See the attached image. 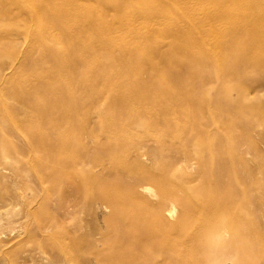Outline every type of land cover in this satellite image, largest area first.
<instances>
[{
  "label": "rangeland",
  "instance_id": "1",
  "mask_svg": "<svg viewBox=\"0 0 264 264\" xmlns=\"http://www.w3.org/2000/svg\"><path fill=\"white\" fill-rule=\"evenodd\" d=\"M258 15L264 25V0H0V264H99L104 235L137 230L128 216L141 209L113 200L135 180L150 207L170 188L192 208L168 203L138 221L142 234L157 222L169 229L159 226L158 239L171 259L234 257L223 247L237 224L210 219L206 199L241 209L250 243H264V37L244 27ZM240 56L253 58L240 70L262 66L236 80L221 65Z\"/></svg>",
  "mask_w": 264,
  "mask_h": 264
},
{
  "label": "bare ground",
  "instance_id": "2",
  "mask_svg": "<svg viewBox=\"0 0 264 264\" xmlns=\"http://www.w3.org/2000/svg\"><path fill=\"white\" fill-rule=\"evenodd\" d=\"M259 16V15H258ZM248 31L249 33L253 34V37H255V35H259L260 33L263 34V37H264V25H262V17L259 16L258 17V20L256 19V22L255 24H245L244 26ZM197 31H200L203 33V35L206 33V36H210L211 38H215V39H219V36H220V33H217L216 32V29H214L213 27H208L206 28L204 25L200 24L199 26L196 27ZM205 32V33H204ZM260 34V35H261ZM259 35V36H260ZM205 36V35H204ZM254 41V39H253ZM252 41V42H253ZM261 44V43H260ZM259 45V43H256L255 47H257ZM215 46L218 48V42L215 44ZM262 46H264V38H262ZM234 49H237V50H244V48L246 47L245 46V43H241V44H235V43H232V46ZM260 47V46H259ZM138 49H136L137 51ZM216 50V49H214ZM216 53L217 50L215 51ZM134 53V52H133ZM140 55V59L142 61H145V62H149L148 59L146 58V55L142 54L141 51L139 50V52L137 53ZM135 55V53H134ZM216 55V54H215ZM241 55V53H240ZM133 56V55H132ZM229 56V55H228ZM255 57V56H253ZM253 58H245V57H238V58H235L234 60L230 59V60H227L225 63L223 62V65H221V67L227 71V75L229 77H232L236 80H241L247 76H249V71H253L255 70L258 66H262V65H243L244 66V72L239 75V73H241V70L239 69V66H242V65H237V63L239 61H242L244 63H248L249 61H251ZM255 59H258L260 60V57L257 56L255 57ZM264 59V58H262ZM152 60V59H151ZM241 62V63H242ZM140 63V61H139ZM144 63V62H143ZM259 63V62H258ZM142 64V63H141ZM252 64V63H251ZM113 65V64H112ZM264 67V66H263ZM242 70V71H243ZM231 78V79H232ZM178 87H176V85H174V88L172 89V92L173 90H175V87H176V90L178 89L180 92L184 93L185 94V90L184 88L177 84ZM173 87V86H172ZM230 87V85H229ZM233 87V86H232ZM235 89V88H234ZM226 91H230L229 88H225ZM146 91V90H145ZM176 93V92H174ZM145 94V92H144ZM183 94V95H184ZM188 93H186L185 95L187 97H190L189 94L187 95ZM194 97V96H193ZM244 98V97H243ZM185 100V99H184ZM240 100V99H239ZM43 120V119H42ZM43 121H46V120H43ZM50 124V122H49ZM54 124V122H53ZM231 138V137H230ZM201 140V139H200ZM229 143L231 144L232 141L229 139ZM36 144L38 145V143L36 142ZM45 145V141L44 143H42ZM55 144V143H54ZM53 144V145H54ZM209 144L211 145V142H209ZM51 145V144H50ZM56 145V144H55ZM233 145V143H232ZM6 146V145H5ZM43 146V147H44ZM57 146V145H56ZM235 146V145H234ZM20 147V146H19ZM40 146H38L39 148ZM215 147V146H214ZM45 148V147H44ZM48 148V147H47ZM51 148V146L49 147ZM53 148V147H52ZM55 148V147H54ZM57 148V147H56ZM43 149V148H42ZM46 149V148H45ZM2 150V154L6 153L8 151V149L5 147L4 149H1ZM50 150V149H48ZM53 150V149H52ZM50 150V154H51V158L54 156H52V153ZM54 151V150H53ZM210 155L211 157H217L218 156V152L215 150V149H210ZM16 152V151H15ZM43 152V151H42ZM17 153V152H16ZM20 153V152H18ZM45 153V152H44ZM159 153V152H157ZM1 154V155H2ZM48 154V153H47ZM54 154V153H53ZM42 155V154H41ZM158 155V154H156ZM161 155V153H160ZM45 157V155H43ZM159 156V155H158ZM42 157V156H39L38 159ZM47 157V156H46ZM50 158V156L48 157V159ZM56 159V158H55ZM40 160V159H39ZM42 160V159H41ZM172 160V159H170ZM35 161V160H34ZM51 161V160H50ZM53 161V160H52ZM26 162V161H25ZM40 162V161H39ZM49 162V161H48ZM47 162V163H48ZM55 162V161H54ZM41 163V162H40ZM44 164V163H43ZM42 164V165H43ZM49 164V163H48ZM40 165V164H39ZM47 165V164H46ZM33 166V165H32ZM41 166V165H40ZM49 166V165H48ZM35 167V166H34ZM37 167V166H36ZM47 167V166H46ZM124 167V166H123ZM28 168V167H27ZM41 168V167H40ZM44 169V168H43ZM47 169V168H46ZM48 170V169H47ZM227 170V169H226ZM50 171V170H49ZM222 171V170H221ZM37 172H38V169H37ZM40 172L44 175L43 172L45 171H41L40 169ZM48 172V171H47ZM228 172V171H227ZM50 173V172H49ZM47 174V173H46ZM52 174V173H51ZM223 174H228L226 172H223L221 174L220 172V175H223ZM54 175V174H52ZM51 175V176H52ZM229 175V174H228ZM227 176V175H226ZM43 177V176H42ZM46 177V175H45ZM48 177V176H47ZM230 178V175L228 176ZM237 178V177H236ZM226 179V177H225ZM85 181V179H84ZM89 181L90 179H88L87 181L83 182V185L86 186L87 184L89 185ZM136 182V180H135ZM135 182L132 183L131 185H129L130 188H132L131 190H129V192L126 194V195H122V196H116L114 195L113 197V200L114 202L117 203V206L118 207H121L123 205H130V204H134V206L138 207L141 209V213L139 212H136V211H132V213L128 216V218H131L130 219V222L134 223L133 225L135 227H137L136 229V232H133V230H131L128 235L124 236V238L120 237V239H110L109 236H106L104 235V237H102L103 240V244H104V248L102 250H99L96 255H97V258L99 259L98 263L99 264H106V263H109V264H183L181 263L180 261H176L174 259H171L169 256L172 257V251L169 249V247L167 246L166 244V241L164 239H158V228L160 226V222H157L153 225H151L149 228H147L144 232V234H142L144 228L140 227L139 224H138V221L141 219V218H146L147 215H159L163 212V210L165 209V206L168 204V203H178L182 209L184 210L183 214L185 215L187 213V215L189 216L193 211H192V208L191 206H189V202L186 203L184 201V199L180 198L176 193H178V191L175 193L174 192V189H170V188H164L163 190V193L162 194V200L161 202L159 201L158 204L156 205H153V206H149L146 202H144L143 198H139L136 196V194L134 193L133 191V187L135 186ZM221 184V183H220ZM160 186V185H159ZM175 186V185H174ZM233 184L232 186L231 185H228L226 187V190L227 191H231L232 188H233ZM150 187V186H149ZM149 187H145L142 189L143 192H151V188L149 189ZM163 187V186H162ZM173 187V186H171ZM175 188V187H174ZM233 193V192H232ZM135 194V195H134ZM226 196H227V199L229 202H232V201H235V196L234 197H229L228 195H231V194H227L225 193ZM112 195V194H111ZM141 196V195H140ZM202 195H200L201 197ZM199 197V194H197L196 198ZM160 198V197H159ZM205 198V197H203ZM108 202V201H107ZM157 203V202H156ZM203 205V212L205 214H208V216L210 217V219H212L213 217L215 216H218L219 218L220 217H228L229 216V220L230 221H227V225L230 226V227H233V225H231L230 223H232L233 221L236 222V226H237V229H231V231L229 230V228H227L229 231V235H228V244L230 245H225L223 248L224 250H227L230 255L234 256L236 258V261H237V264H264V243H262V241H257L256 242H253V243H250V241L248 240V230H249V223H248V215L246 214H243V211H241V209H238L236 211L234 210H228V209H224V208H214L212 207V205H210V200L209 199H206V201H204V203H202ZM171 206V205H170ZM170 206L168 207V209H170ZM176 207V206H175ZM117 208V207H116ZM196 208V207H195ZM167 209V210H168ZM172 210V209H171ZM171 210H168V212H171ZM174 210V209H173ZM166 211V210H165ZM164 211V212H165ZM131 212V211H130ZM201 212V211H200ZM199 212V213H200ZM116 221H119V220H116ZM137 224V225H135ZM207 224V223H206ZM204 224V226H202V229H209L210 231H212L214 234H216L218 236V238H222L223 236V233H226V230H225V225H209V224ZM119 228L121 227V223L119 222ZM117 226V225H116ZM256 226V225H255ZM253 226V227H255ZM118 227V226H117ZM161 227V226H160ZM122 228V227H121ZM162 228V227H161ZM163 230H165L166 234H168L167 231H169V229H166V228H162ZM257 229V228H256ZM160 233V231H159ZM139 235H142L143 238H146L148 239L150 242L153 241V246H142L140 243L138 244L139 242ZM161 236V233L160 235ZM251 236V234H250ZM251 239V237L249 238ZM255 241V240H254ZM205 246L211 250L215 247L216 245V249L217 250H220L222 248L221 245H219L218 243H214L212 242V240H206L205 241ZM124 243H129L131 244V246L133 247L132 249V252L128 251L126 249V247L123 245ZM236 243V245H235ZM72 244V243H71ZM234 245V246H231ZM102 245V244H101ZM237 245L240 246V252L241 254L243 255L241 258L238 256H236L238 253H239V249L237 248ZM253 249V252L250 251V250H246V249H251V247ZM76 246V245H75ZM74 246V248H75ZM91 247V246H90ZM74 248H71V250ZM95 248V247H94ZM87 249H90V248H87ZM91 250V249H90ZM163 252L165 251L166 253H170L168 254V256H160L159 253L160 252ZM245 251H248L250 253H247ZM80 252V250H79ZM88 252V251H87ZM227 252V253H228ZM83 255V254H82ZM94 257V256H93ZM201 261L203 264H206L208 262L209 264V258H207V256H202L201 258ZM193 262V261H191ZM195 262V261H194ZM188 263V264H197V263ZM78 263V262H77Z\"/></svg>",
  "mask_w": 264,
  "mask_h": 264
},
{
  "label": "clouds",
  "instance_id": "3",
  "mask_svg": "<svg viewBox=\"0 0 264 264\" xmlns=\"http://www.w3.org/2000/svg\"><path fill=\"white\" fill-rule=\"evenodd\" d=\"M209 264H237L236 258H227L223 261H218L212 257L209 258Z\"/></svg>",
  "mask_w": 264,
  "mask_h": 264
}]
</instances>
